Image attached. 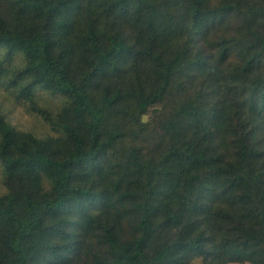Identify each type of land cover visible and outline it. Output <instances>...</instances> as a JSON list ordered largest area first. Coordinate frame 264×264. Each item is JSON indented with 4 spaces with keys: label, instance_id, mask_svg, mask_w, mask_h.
I'll return each mask as SVG.
<instances>
[{
    "label": "trees",
    "instance_id": "1",
    "mask_svg": "<svg viewBox=\"0 0 264 264\" xmlns=\"http://www.w3.org/2000/svg\"><path fill=\"white\" fill-rule=\"evenodd\" d=\"M0 87V264H264V0H0Z\"/></svg>",
    "mask_w": 264,
    "mask_h": 264
},
{
    "label": "rangeland",
    "instance_id": "2",
    "mask_svg": "<svg viewBox=\"0 0 264 264\" xmlns=\"http://www.w3.org/2000/svg\"><path fill=\"white\" fill-rule=\"evenodd\" d=\"M0 113L5 117L6 121L17 129L24 131H32L37 135L46 132V128L42 121L34 114L28 112L24 106L15 102L3 88L0 87ZM152 111L143 117V121L147 122L151 117Z\"/></svg>",
    "mask_w": 264,
    "mask_h": 264
}]
</instances>
